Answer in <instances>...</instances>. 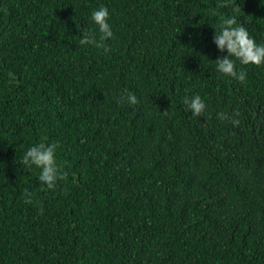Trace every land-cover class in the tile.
<instances>
[{
	"label": "trees",
	"instance_id": "trees-1",
	"mask_svg": "<svg viewBox=\"0 0 264 264\" xmlns=\"http://www.w3.org/2000/svg\"><path fill=\"white\" fill-rule=\"evenodd\" d=\"M222 15L264 43L260 0H0V264H264V64L216 71Z\"/></svg>",
	"mask_w": 264,
	"mask_h": 264
},
{
	"label": "clouds",
	"instance_id": "clouds-1",
	"mask_svg": "<svg viewBox=\"0 0 264 264\" xmlns=\"http://www.w3.org/2000/svg\"><path fill=\"white\" fill-rule=\"evenodd\" d=\"M260 3L264 5V0H260ZM109 17L107 7L100 6L94 9L91 12L90 21L96 26L97 31L84 33L80 44L100 46L104 41L112 39L114 33ZM214 29L213 43L218 51L227 53L215 60L216 71L224 77H231L243 83L246 72L243 69L237 70V63L256 66L264 64V43H257L242 24L237 26L235 17L231 15L220 16L219 30ZM126 100L130 105L138 103L137 96L131 92L128 93ZM184 104L194 116H200L206 108L205 101L198 94L185 98ZM218 115L221 119L226 118L224 113ZM232 123L236 125L238 121L233 119ZM57 148L56 143H48L46 137L41 138L38 143L29 146L21 158V162L29 169L35 167L40 170L38 179L48 190H54L58 180L62 178V169L56 160ZM25 194L27 202L31 203L32 194L27 190Z\"/></svg>",
	"mask_w": 264,
	"mask_h": 264
}]
</instances>
